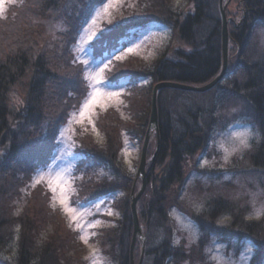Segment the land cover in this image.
<instances>
[{
    "label": "trees",
    "instance_id": "1",
    "mask_svg": "<svg viewBox=\"0 0 264 264\" xmlns=\"http://www.w3.org/2000/svg\"><path fill=\"white\" fill-rule=\"evenodd\" d=\"M20 1L8 7L6 17L0 16V264L9 263L4 254L14 242L18 249L17 264H75L67 256L68 241L77 245L78 235L66 225H63L65 237L51 238L40 245L42 248L37 246L41 233L51 224L61 226L59 219H64V215L50 206L45 189L41 186L29 189V183L37 169L47 165L54 147L53 135L66 123L68 113L77 111V103L88 91L83 80L84 67L74 61L72 46L86 17L104 0H96L90 8L88 3L92 0ZM229 1L223 2L228 3L230 24L226 79L235 75L230 91L244 100L242 109H249L261 132L260 140L245 157L251 170L264 174V51L257 47L254 34L256 28H264V0ZM233 2L234 12L230 7ZM144 3L140 14L138 11L135 15L137 23L121 31V35L104 34L99 39L101 46L95 45L101 51L97 47L95 51L104 54L121 39L125 41L131 30L144 22H161L171 27L180 47L171 54H163L151 68L143 69V75L130 74L134 84L141 79L150 81L130 88L133 122L121 118L111 108L98 124L107 137L105 144L100 145L92 135L86 137L85 148H81L83 156L75 169V177L77 180L82 177V183L74 203L120 194L115 204L119 216L96 236L104 254L115 264L132 262L131 196L143 182L121 164L123 132L143 144L150 125L154 86L162 81L203 86L221 73L224 62L220 0H188L187 10L176 5L175 0H144ZM58 23L61 26L56 28ZM226 79L205 93L176 88H162L158 93L159 125L154 135L157 143L159 136L160 147L155 160L148 165L152 172L147 173V190L139 199L146 248L143 252L138 237L133 250L135 264L143 254L142 264L188 263L190 255L172 242L174 226L168 198L175 187L182 189L188 159L207 147L210 131L220 120L215 107L202 108L200 99L206 103L204 98L211 97ZM150 149L149 144L148 156ZM207 208L196 216L203 229L200 245L212 233L233 240L251 237L257 248L252 264H264V220L249 219L248 206L222 195L210 201ZM222 214L231 217L230 229L215 223ZM158 231L163 236L158 245H153L151 241Z\"/></svg>",
    "mask_w": 264,
    "mask_h": 264
},
{
    "label": "rangeland",
    "instance_id": "2",
    "mask_svg": "<svg viewBox=\"0 0 264 264\" xmlns=\"http://www.w3.org/2000/svg\"><path fill=\"white\" fill-rule=\"evenodd\" d=\"M93 2L96 0L88 3L89 8ZM13 3L22 2L0 0V16L6 17L8 7ZM175 3L186 10L189 8L188 0H175ZM144 4V0H104L94 8V11L92 10L89 18L85 16L87 21L76 36L72 53H74V61L82 63L84 67L82 74L88 91L82 94V101L77 103V111L74 109L70 111L66 123L59 126L56 136L53 135L55 141L52 155L47 158L46 166L37 169L29 183V189L33 190L39 186L45 189L50 197L48 202L50 206L64 215V219H59L61 226L51 224L41 233L36 241L37 246L42 248L40 245L51 238L59 240L65 237L63 225H66V228L68 227L78 235L77 245H72L68 241L70 251L67 256L75 264H93V260L98 261L99 264H115L104 254L96 236L105 227L113 225L116 217L119 216L115 205L116 199L120 197L119 192L89 203L73 202L82 183V177L78 180L75 177V169L83 156L81 148H85L86 137L92 135L90 137H94L100 145L105 144L107 137L98 124L111 108L116 109L121 118H128V122L132 123L134 114L130 110L134 107H130L129 104L130 88L135 87V84L141 87L150 81L141 79L134 84L133 76L130 74H136L135 77L143 75L141 74L143 69L151 68L163 54H171L180 47V42L173 36L171 27L161 22H144L138 29L131 30L125 41L121 39L122 42H118L104 54L95 51L97 47L95 45L101 46L99 39L104 34L121 35V31H126L127 27L133 26V23L138 21L136 13L139 11L140 14ZM235 5L234 2L230 5L232 12L235 10ZM80 20L84 22V19ZM60 26L59 24L56 28ZM254 34L258 41L257 47L260 51H264V28H256ZM97 48L101 51L99 47ZM77 79L78 77L76 81ZM234 79L235 75L228 76L221 88H217L211 97L207 95L204 98L206 103L200 99L202 108L215 107L220 120L210 131L207 147L197 152L196 157L188 159L185 165L186 179L182 189L179 186L178 189L175 187L168 198L170 213L175 209L177 216L180 217V220H177L176 216L170 214L174 226L172 242L187 252L188 256L190 255L186 264H215V261L211 260V256L215 254H222L231 264H252V258L256 253V241L251 237L233 240L212 233L207 241L204 240L200 245L203 229L196 219V216L208 209L210 201L222 195L248 206L247 214H245L249 219L264 220V215L259 218L254 215L256 209L264 206V174L251 170L246 161V153L251 147L237 150L226 163L223 159L225 153L218 146L219 142L223 141L225 147L231 150L233 145L230 136L235 131L251 129L253 133L249 140L251 146L261 138V132L252 120L249 109H242L245 106L244 100L234 96L230 91L231 82ZM123 133L122 150L119 154L121 164L124 163L126 168L137 174L143 144L126 131ZM151 135L149 142L151 152L146 167L149 175L152 171L148 169V165L157 148L154 131ZM156 171L154 175L159 169ZM53 188L56 189L55 192L52 191ZM110 212L112 214H109ZM181 221L190 222L192 229H185ZM230 221L229 215L222 214L215 223L220 228L230 229ZM162 236V233H157L151 243L158 245ZM177 239L178 244L175 243ZM94 252L96 256L93 258ZM17 254V242H14L4 254V260L9 262L4 264H17Z\"/></svg>",
    "mask_w": 264,
    "mask_h": 264
},
{
    "label": "water",
    "instance_id": "3",
    "mask_svg": "<svg viewBox=\"0 0 264 264\" xmlns=\"http://www.w3.org/2000/svg\"><path fill=\"white\" fill-rule=\"evenodd\" d=\"M224 0H220V11L222 14V24H223V29H222V35H223V39H222V46H223V56H224V62H223V70L221 71V73L219 75L216 76V78L214 80H212L209 83H206L203 86H192V85H188V84H181L179 82H171V81H162L161 83H158L154 86L153 90H152V97H151V103H152V108H151V117H150V121H149V127L148 130L146 132V137L144 139L143 142V148L141 150V161L139 163L138 166V172H137V177L138 178H142V187L140 188V190L134 194V192L132 193L131 196V200H132V204H131V211H132V215H133V222H134V230H133V241H132V248H131V254H132V262L131 264H135L134 261V254H133V250L134 247L136 245V240L139 237L143 243V252L146 248V236L144 234V232L142 231V225L140 222V218H139V211H138V204H139V199L141 198V196L145 193L146 190V186H147V182H148V178H147V164H148V151H149V142L151 139V134L153 133V131L158 130V118H159V113H158V102H157V97H158V93L162 88H176V89H180V90H187V91H193V92H201V93H205L209 90H212L214 87H216L217 84H219L220 82H222L223 80L226 79V76L228 74V64H229V41H230V32H229V17H228V13H227V7H228V3H223ZM159 136H158V143H157V149L154 153V157L152 158V160H155V155L158 153L159 151ZM143 254V253H142ZM143 258H144V254L141 257L140 261L138 264H142L143 262Z\"/></svg>",
    "mask_w": 264,
    "mask_h": 264
},
{
    "label": "snow or ice",
    "instance_id": "4",
    "mask_svg": "<svg viewBox=\"0 0 264 264\" xmlns=\"http://www.w3.org/2000/svg\"><path fill=\"white\" fill-rule=\"evenodd\" d=\"M93 35H94V34H93ZM128 50H129V51H132V49H128ZM101 62H103V58H101ZM252 134H253V133H252L251 129H246V130H244V131H235V132H233V133L231 134V136H230V140H231L232 145H233V146L231 147V150H229L228 147H225L223 141H220V142H219L218 146H219L221 149H223V151H224V153H225V155L223 156V159H224V161H225L226 163L229 161V158L231 157V155L237 151V148H236V146H235L236 141H239V143L242 144V145H243L244 147H246V148L251 147V145H250L249 142H248L247 137L250 136V135L252 136ZM205 163H206V161H205ZM52 191L55 192L56 189L53 188ZM53 206H54V205H53ZM109 214H112V213L110 212ZM170 214L173 215V216H176V219H177V220H180V217L177 216V214H176V210H175V209H173V210H172V213H170ZM254 215H255L257 218H259L261 215H264V206H262V207L259 208V209H256ZM181 223H182V226H183L185 229H192V225H191L190 222H189V223H183V221H181ZM193 235H195V231H194V230H193ZM81 239H84V237H81ZM85 242H87V241L85 240ZM175 243L178 244V243H179V240L177 239V240L175 241ZM249 251H251V249H249ZM95 256H96V253L94 252V253H93V258H94ZM242 259H243V257H242ZM249 259H250V257H249ZM211 260L215 261V264H231V262H230L228 259H226L222 254H215V255H212V256H211ZM93 264H99V262L96 261V260H93Z\"/></svg>",
    "mask_w": 264,
    "mask_h": 264
},
{
    "label": "clouds",
    "instance_id": "5",
    "mask_svg": "<svg viewBox=\"0 0 264 264\" xmlns=\"http://www.w3.org/2000/svg\"><path fill=\"white\" fill-rule=\"evenodd\" d=\"M241 131H244V130H241ZM252 138V136H248L247 139H248V142L249 140ZM237 150H243V149H246V147H244L242 144L239 143V141H236V144H235Z\"/></svg>",
    "mask_w": 264,
    "mask_h": 264
}]
</instances>
